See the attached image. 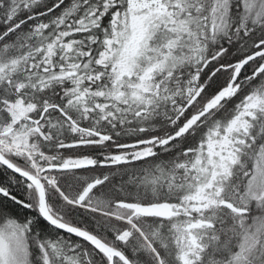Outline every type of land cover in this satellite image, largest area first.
Here are the masks:
<instances>
[{"label":"snow or ice","instance_id":"snow-or-ice-1","mask_svg":"<svg viewBox=\"0 0 264 264\" xmlns=\"http://www.w3.org/2000/svg\"><path fill=\"white\" fill-rule=\"evenodd\" d=\"M0 264H264V0H0Z\"/></svg>","mask_w":264,"mask_h":264}]
</instances>
